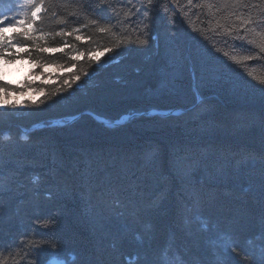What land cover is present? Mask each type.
<instances>
[{
    "label": "trees",
    "instance_id": "obj_1",
    "mask_svg": "<svg viewBox=\"0 0 264 264\" xmlns=\"http://www.w3.org/2000/svg\"><path fill=\"white\" fill-rule=\"evenodd\" d=\"M20 2L0 0V18L18 16ZM88 2L44 0V32L80 28L82 39L46 36L49 47L74 45L33 51L62 67L25 59L24 80L8 82L15 91L0 108V244L25 235L26 251L43 250L35 259L0 254V264H259L264 31L248 34L250 51L234 47L226 30L239 25L240 11L221 0H158L151 27L127 23L128 8L119 9L122 23H93ZM251 4L244 15L259 18L264 3ZM174 110L185 112L115 127L93 116L116 122Z\"/></svg>",
    "mask_w": 264,
    "mask_h": 264
},
{
    "label": "snow or ice",
    "instance_id": "obj_2",
    "mask_svg": "<svg viewBox=\"0 0 264 264\" xmlns=\"http://www.w3.org/2000/svg\"><path fill=\"white\" fill-rule=\"evenodd\" d=\"M94 2H96V0H89L88 4L85 5V7L97 17V19L93 20V23H98L100 21L110 25L113 23H122L119 9L128 8L132 15L126 21L127 23L132 24L135 23L138 18H142L147 19L149 23L146 26L151 27V22L155 19V14L159 11L158 0H142L139 7H137V0H98L100 5L98 8L92 7ZM260 2L264 3V0H260ZM43 3L44 0H39V2L38 0H21L18 16L13 17L11 20H9L7 15L0 18V61H4L6 65H12L15 64L17 60L24 61L27 59V62L30 64H38L39 68L62 67L60 65L40 62V57H34L33 51L40 54L48 52H65L66 49H71L74 45H70L66 42L63 47H49L47 42L42 43V41H45L46 36L52 38L67 37L72 36L73 33H77L75 39L79 41L82 39V35L79 34L81 29L74 28L72 31L61 29L53 33L44 32L43 28L38 24V20L41 19V6ZM176 3H178V0H173V5ZM221 3L226 6L232 5L235 9L240 11V15L237 16V19L240 21L239 25L232 27L230 31L226 30V32L228 35L235 33L233 36L234 47L245 48L250 51L251 49L247 46L254 44L255 40L249 38L248 34H256L258 29L264 31V13H261L259 18L253 17L251 14L245 16V10L249 9V7H257V5L251 4V0H221ZM188 4L193 5V0H188ZM117 5H119V7H117ZM196 7H203V5H196ZM173 22H176V17L173 18ZM61 23L63 24L64 21H61ZM83 27H87V25H83ZM17 29H19V32L16 31ZM9 30H12L11 33H9ZM99 30L101 32H106L108 29L101 27ZM153 39H155V37H153ZM147 43V39L139 40V44L141 45ZM258 47L260 52L264 53V42H261ZM83 55V52L78 51L71 56V59L75 61ZM247 58L252 60L255 57L249 55ZM39 75L44 76L45 80L53 78L50 75H46L44 72H40ZM76 79H79V77H76ZM13 91H15V89L10 90L7 81L0 84V104L7 106V97L10 96ZM41 91L43 90L41 89ZM21 94H23V92H21ZM11 107L15 108L16 106L12 105ZM100 194L103 195V192L101 191ZM36 223L37 226L43 227L41 221H37ZM35 238L44 239V237ZM28 239V236L21 235L14 242L10 241L7 245L0 244V254L7 257L14 256L17 252H23L26 258L35 259L39 256L43 248L34 249L33 252L35 255L26 251L25 241ZM231 253H235L237 256L240 255V251H238L235 246L231 247ZM247 255L250 254L245 253V256ZM60 264H63V262H60ZM224 264H230V261L226 260ZM259 264H264V256H262Z\"/></svg>",
    "mask_w": 264,
    "mask_h": 264
},
{
    "label": "rangeland",
    "instance_id": "obj_3",
    "mask_svg": "<svg viewBox=\"0 0 264 264\" xmlns=\"http://www.w3.org/2000/svg\"><path fill=\"white\" fill-rule=\"evenodd\" d=\"M29 64L26 61H18L12 65H6L2 63L0 66V73L1 78L3 80L12 83V84H20L25 76L28 74L29 71ZM18 69V70H17ZM22 98H11L9 102L17 101L20 102ZM8 102V101H7ZM3 104H0V108H4Z\"/></svg>",
    "mask_w": 264,
    "mask_h": 264
},
{
    "label": "water",
    "instance_id": "obj_4",
    "mask_svg": "<svg viewBox=\"0 0 264 264\" xmlns=\"http://www.w3.org/2000/svg\"><path fill=\"white\" fill-rule=\"evenodd\" d=\"M198 99H199V102L202 101V98H201L200 95H198ZM184 112H185V110H174V111H150V112L143 113V114H136V115H132V116H126V117H124V118H122V119H120V120H117L116 122H110V121H108L107 119H104V118H101V117H98V116H95V115H93V116H94L98 121L105 123L107 126H109V127H115V126H118V125H120V124H122V123L128 121L129 119L134 118V117H136V116H141V115H144V116L157 115V116H160V117H167V116H170V115H179V114H182V113H184ZM60 123H62V121H57L55 124H60ZM41 126H42V124H41V125H37V126H35L33 129H36V128L41 127ZM33 129H32V130H33ZM24 131H29V130H25V129H24ZM51 264H60V263H59V261H58L56 258H54V259H52Z\"/></svg>",
    "mask_w": 264,
    "mask_h": 264
},
{
    "label": "bare ground",
    "instance_id": "obj_5",
    "mask_svg": "<svg viewBox=\"0 0 264 264\" xmlns=\"http://www.w3.org/2000/svg\"><path fill=\"white\" fill-rule=\"evenodd\" d=\"M198 102H199V99H198Z\"/></svg>",
    "mask_w": 264,
    "mask_h": 264
}]
</instances>
